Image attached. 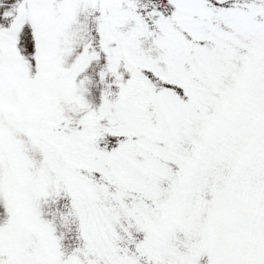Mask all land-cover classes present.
Masks as SVG:
<instances>
[{
	"label": "snow or ice",
	"instance_id": "1",
	"mask_svg": "<svg viewBox=\"0 0 264 264\" xmlns=\"http://www.w3.org/2000/svg\"><path fill=\"white\" fill-rule=\"evenodd\" d=\"M0 264H264V0H0Z\"/></svg>",
	"mask_w": 264,
	"mask_h": 264
}]
</instances>
